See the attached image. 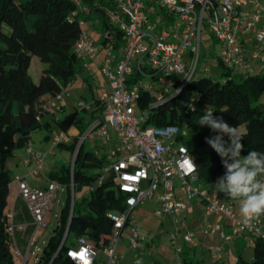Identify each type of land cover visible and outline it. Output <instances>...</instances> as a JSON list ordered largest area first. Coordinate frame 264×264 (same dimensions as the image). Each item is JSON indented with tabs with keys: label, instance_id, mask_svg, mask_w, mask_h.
<instances>
[{
	"label": "trees",
	"instance_id": "obj_1",
	"mask_svg": "<svg viewBox=\"0 0 264 264\" xmlns=\"http://www.w3.org/2000/svg\"><path fill=\"white\" fill-rule=\"evenodd\" d=\"M115 0H0V264H15L11 244L10 222L6 208L9 202L11 172L7 159L31 140L39 129H49L42 120L39 100L43 93L52 99L74 82L80 72L81 60L74 46L82 24L99 25L101 43L117 49L125 41L123 31L111 20ZM36 56L42 67L37 81L29 73L31 59ZM220 78H191L176 81L164 99L156 101L149 93L140 92L138 108L146 113L145 124H175L187 131L186 147L196 167L197 179L206 192L220 201L238 204L215 187L225 173L221 158L205 142L216 135L197 121L206 111L222 116L230 126L244 133L241 155L248 151L264 153V72L237 77L221 62ZM104 105L95 99L89 109L75 107L55 128L76 133L69 142L57 146L70 153L71 159L49 173L59 182L66 199L57 219L58 229L48 238L35 264H76L67 256L80 236L103 248L109 240L113 222L112 211L123 210L125 195L110 176H105V155L87 149L84 140L87 128L102 118ZM85 188L80 201L71 193ZM264 225V215H261ZM66 237L63 240L64 234ZM69 235L71 239L67 241ZM250 260L237 254L236 264H264V238L253 236ZM183 261H190L183 258ZM98 259L94 262L97 264Z\"/></svg>",
	"mask_w": 264,
	"mask_h": 264
},
{
	"label": "built area",
	"instance_id": "obj_2",
	"mask_svg": "<svg viewBox=\"0 0 264 264\" xmlns=\"http://www.w3.org/2000/svg\"><path fill=\"white\" fill-rule=\"evenodd\" d=\"M213 1L215 6L210 0H147L167 11L166 17L171 22L164 23L163 17L151 21L148 13L155 12V7H147L145 0H115L111 20L123 31V44L114 49L107 42L99 51L85 30L75 42L78 54L100 61L101 73L107 80V90L99 97L104 105L102 118L87 128L79 143L90 133L110 143L104 173L125 195L123 210L109 213L113 229L102 249L83 236L67 249V256L76 264H94L100 250L106 256L105 264H115L116 245L122 228L131 223L133 208L150 198L158 201L156 216L170 219L171 229L167 235L176 264H188L182 258L183 244L196 242L194 232L185 221L186 202L195 197L203 205L200 219L204 222L201 229L204 235L219 229L220 237L226 241L242 234H249L250 242L253 236L264 238L262 217L246 225L237 215L235 203L220 201L202 188L184 141L187 131L175 124L146 125V113L137 106L140 92H147L159 101L176 81L186 83L193 77L205 22L214 40L221 45L218 61L228 70L235 72L249 68L248 59L264 62V50L261 49L264 46V3L261 0ZM246 6L252 9L248 10ZM248 32H253L256 46L246 53L239 37ZM61 93L52 99L50 106ZM76 107L87 109L89 106L80 101ZM112 140L117 146L112 147ZM60 141H68L66 133L61 132L53 145ZM24 148L23 164L29 165L34 158L30 173L44 175L42 170L49 150H35L30 142ZM46 179L48 183L43 188L29 185L21 176L12 180L32 218V234L46 225L48 212L61 185ZM211 215L221 219L229 230L219 223L208 224L207 218ZM131 231L129 244L132 248L139 247L141 242L136 227L131 226ZM65 237L66 233L63 240ZM209 250L214 260L220 259L221 246H212ZM13 255L21 254L15 249Z\"/></svg>",
	"mask_w": 264,
	"mask_h": 264
},
{
	"label": "crops",
	"instance_id": "obj_3",
	"mask_svg": "<svg viewBox=\"0 0 264 264\" xmlns=\"http://www.w3.org/2000/svg\"><path fill=\"white\" fill-rule=\"evenodd\" d=\"M261 1L264 3V0ZM94 25L95 23L93 22L91 26ZM239 40L246 53L256 46L253 40V32L241 34ZM99 42H101V39ZM261 49L264 50V46H262ZM78 55L81 60V68L74 82L69 84L64 89L59 99L54 102V105L50 106L52 98L46 93H43L39 100V106L43 108V110H41V118L44 121L46 120L47 122H50V125L49 129H39L32 133L30 143L35 150H49L46 158L49 154H54L53 151L58 146L57 144L53 145V143L62 132L55 128V120L61 119L63 116L75 109L77 103L80 101L85 102V104L89 106L87 109H89L91 102L99 98L100 95L107 90V80L101 73L100 61L90 58L89 56L83 57V54ZM252 61L255 62L252 63ZM213 63L217 64V67L220 68L217 55L213 59ZM248 64L249 68H242L235 72L230 71V73L237 77H246L248 75L261 74L264 72V62L261 63L256 59H248ZM38 76L39 73L37 77ZM70 104L73 106L71 110H69ZM75 133L76 131L73 129L67 131V142L72 139V136ZM90 141H92V139H90ZM67 153L68 154L64 157V159L66 162H69L71 156L69 152ZM54 156L56 157V159H54V164H56L55 162L59 163L62 156L59 153L54 154ZM24 158L25 148L16 149L12 156L7 159L6 166L9 170L11 168V170H14V176H21L29 185L33 187H45L48 183L46 178H49V173L56 170L61 164H63L61 162L55 169H51L46 172V174L42 175L45 179H42L41 176V178H38L30 173V170L34 166V158L31 159L30 164L27 166L23 164ZM12 183L13 182L9 185V198ZM14 190L15 194L13 195L12 200H9L8 202V206L11 203L10 210H7L6 208V213L8 214L11 226L10 232L13 242H15V244H23L24 237L33 231L31 230L33 223L32 218L27 211L25 202L18 194L15 184ZM238 205L239 204H236L235 207L237 215L240 216ZM157 206L158 201L155 198H150L133 208L131 212V223L122 228L116 245L117 256L115 264H176L174 259V250L167 235L168 231L171 229L170 219L167 217L159 218L156 216L155 211ZM202 213L203 205L199 201L191 200L186 202V225L194 232L196 240L193 245L183 244L182 258L189 260L190 262L188 264H224L223 253H228L231 242L234 243L238 250L241 246L246 245V243L251 245V242L249 241V234H242L228 241L223 240L220 237L219 229H215L212 233L204 235L201 232L204 225V222L202 223L200 219ZM207 223L211 225L215 223H219L221 225L224 224L223 221L219 218L217 219L215 215L209 216L207 218ZM131 226L136 227L138 237L141 242V245L136 248H132L128 241V238L132 233ZM223 227L226 230H229L227 226L225 227L223 225ZM14 230L15 235L12 234V231ZM242 238L247 241H242ZM22 239L23 242L21 241ZM161 246L167 247V249L162 250L160 249ZM212 246L222 247L219 260H214L212 258L209 250ZM152 249L160 250L156 256H154L151 252V255L150 253L145 255L147 250ZM104 258H106V256Z\"/></svg>",
	"mask_w": 264,
	"mask_h": 264
},
{
	"label": "rangeland",
	"instance_id": "obj_4",
	"mask_svg": "<svg viewBox=\"0 0 264 264\" xmlns=\"http://www.w3.org/2000/svg\"><path fill=\"white\" fill-rule=\"evenodd\" d=\"M145 3L147 7L148 6L155 7V12L148 13L151 21L156 22L158 17H163L164 23L171 22V20L168 17H166L167 11L163 10L159 4L157 3L150 4L149 2H147V0H145ZM246 8L248 10L252 9L251 6H246ZM91 25L92 23L84 22L82 24V28L83 30L89 33L92 39L96 42L97 47L100 51L103 44L99 42L101 39L100 30L98 29L99 25L97 23H95L94 26H91ZM158 27H160L159 24H158ZM220 47L221 45L219 44V42H216L214 40L213 36L210 34L208 24L205 22L202 26L201 46H200L199 56H198V60L196 63V70L193 74V78H198L202 76H209L213 79L220 78L219 76L221 73L220 72L221 69L217 67V64L213 63V59L215 58L216 55L218 56L219 54ZM253 62L255 61H252V63ZM41 67H42V64L40 63L39 59L36 56H33L31 59L30 67H29V73L35 81H37V78H38L37 75ZM72 107L73 106L70 104L69 110H71ZM90 139H92V141H90ZM111 143H112V147L117 146V143H113V140L111 141ZM84 144L87 149H95L100 155L107 156L108 155L107 153L110 150V143L103 141L100 138L94 137L93 133H90L88 137H85ZM53 152L54 154L59 153L62 156V158H60L59 160V163L61 162L63 164L67 163L64 159V157L68 154L67 151L60 150L58 147H56ZM54 154L52 153L49 154L48 157L45 159L43 170H42L43 174H46V172L50 171L51 169H55L59 165V163L57 162H55L56 164H54V159H56ZM11 169H10L11 177H12V180H14V177H15L14 170H11ZM40 176L42 177V179H45L42 175ZM40 176H36V177L41 178ZM105 176H109V175L106 174ZM200 184L202 185V188L205 190L207 186L203 185L202 183ZM14 194H15L14 183H12L11 193H10V198H9L10 201L12 200V197ZM71 194H72L71 197L73 200L76 199V201H80L82 195L85 194V188H83L81 191L76 192V193L72 192ZM65 199H66L65 188L62 185H60L56 192V201L52 204L48 212V215L45 221L46 225L41 227V229L35 234H32L33 231H31V233H29L26 237H24V242H23V239L21 240L23 244L21 243L15 244V242H12L11 244L12 252L15 249H18V251L21 254L20 256L13 255L15 264H24V257H25L26 264H35L37 262L38 257L41 253L42 247L45 245L48 238L52 235L53 230L55 229L57 225L59 211L61 207L64 205ZM192 201H198V199L195 197L192 199ZM10 204L7 207V210H10V206H11ZM33 229L34 227L32 225L31 230ZM12 234L15 235V230L12 231ZM70 239H71V235H69L67 241H69ZM242 241H247V240L246 239L244 240L242 238ZM160 249L165 250L167 249V247L161 246ZM160 249L147 250L145 255L151 252L153 253L154 256H156ZM238 252L239 253L241 252L243 255V258L246 260H250L253 256V249L251 245H249L248 243H246V245L244 246H241V248H239L238 250L236 246L234 245V243L231 242L228 253L227 254L225 252L223 253L224 264H236ZM104 257L105 255L103 254V251L100 250L98 254L97 264H105L106 258Z\"/></svg>",
	"mask_w": 264,
	"mask_h": 264
},
{
	"label": "clouds",
	"instance_id": "obj_5",
	"mask_svg": "<svg viewBox=\"0 0 264 264\" xmlns=\"http://www.w3.org/2000/svg\"><path fill=\"white\" fill-rule=\"evenodd\" d=\"M197 124L216 133L205 137L225 169L214 183L216 189L237 201L242 223L251 224L264 215V153L253 150L242 157L244 133L226 123L222 116H214L212 111L204 112Z\"/></svg>",
	"mask_w": 264,
	"mask_h": 264
},
{
	"label": "water",
	"instance_id": "obj_6",
	"mask_svg": "<svg viewBox=\"0 0 264 264\" xmlns=\"http://www.w3.org/2000/svg\"><path fill=\"white\" fill-rule=\"evenodd\" d=\"M210 1H212L213 5L215 6V3H214V1H213V0H210ZM57 229H58V225H56V227H55V229H54V232H56V231H57Z\"/></svg>",
	"mask_w": 264,
	"mask_h": 264
}]
</instances>
